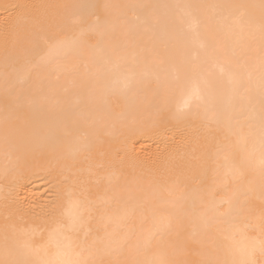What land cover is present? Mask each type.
<instances>
[{
  "label": "bare ground",
  "instance_id": "obj_1",
  "mask_svg": "<svg viewBox=\"0 0 264 264\" xmlns=\"http://www.w3.org/2000/svg\"><path fill=\"white\" fill-rule=\"evenodd\" d=\"M0 22V179L62 186L53 221L0 209V264H264V0H0ZM185 125L209 134L151 145Z\"/></svg>",
  "mask_w": 264,
  "mask_h": 264
},
{
  "label": "rangeland",
  "instance_id": "obj_2",
  "mask_svg": "<svg viewBox=\"0 0 264 264\" xmlns=\"http://www.w3.org/2000/svg\"><path fill=\"white\" fill-rule=\"evenodd\" d=\"M5 12L6 11H3L2 13H5ZM9 13H11V12H9ZM29 44L30 43H28V45ZM30 50L31 51H28L29 52L28 54L32 53V56H39L40 53L42 52L43 48L37 47V48H31ZM2 60L4 63L6 62V65L4 63L0 64L2 66V67L0 66V70H7L9 68V66L7 65L8 60L4 61V60H6L4 58ZM188 126L189 125H185V128L183 126L182 127L183 130L180 128H179V130H178V128H176V129L173 128L171 130H168L166 132V136L163 139H161V140L156 139L154 142H152V144L151 143H149V144L154 145L155 147H157L159 149H162V148L165 149V147H169V146L176 147L177 145H179L181 143V141H185L183 143H186L187 142L186 140H188L186 138H189L190 133L195 134V132H196V135L199 134V136H200L203 133L205 134L206 130H207V129L204 130V128H201V130L203 132L201 134L200 128H197L195 130L193 129L194 131L192 132L191 127L189 128L190 130L187 128ZM204 134L202 135L203 136L202 138H205ZM208 134H209V130H208ZM208 134L206 133V135H208ZM190 136L194 137L193 134ZM209 137H211V136H209ZM211 138H210V140H211ZM206 139H207V137H206ZM171 140L173 142H171ZM175 142H176V144H174ZM183 143H181V144H183ZM60 183H61L60 178H58L57 176H54L52 173L42 172V171L36 172V173L32 174V176L25 178L23 180H18V182H16V183L10 182L7 178H5L4 180L0 179V209L5 210V208L9 209V208H12L15 206L17 208V210H20L21 212L26 213L27 216H29V217H33V218L37 217L36 219H39L40 218L39 216H41V218L47 217V216L50 217V215L52 214L53 216L51 215L50 220L53 221L55 219V217L56 218L58 217V214H55L56 212H54V211H56L58 203H59V202L57 203V199H58V201L60 200L59 195L61 194V188H62ZM30 191H31V193L33 192V194H31ZM29 199H31V200H29ZM36 200H37V202H36ZM49 217H47V219H45V218L44 219L49 220Z\"/></svg>",
  "mask_w": 264,
  "mask_h": 264
}]
</instances>
